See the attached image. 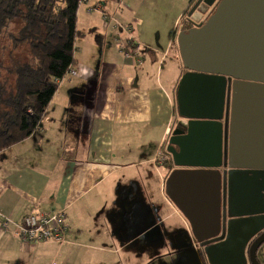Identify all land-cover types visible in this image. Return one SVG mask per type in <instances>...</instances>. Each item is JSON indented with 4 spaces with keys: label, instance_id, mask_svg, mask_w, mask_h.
<instances>
[{
    "label": "crops",
    "instance_id": "1",
    "mask_svg": "<svg viewBox=\"0 0 264 264\" xmlns=\"http://www.w3.org/2000/svg\"><path fill=\"white\" fill-rule=\"evenodd\" d=\"M196 1L80 5L73 67L79 74L61 82L32 136L0 152V213L18 223L65 211L69 231L63 244L30 246L13 224L0 227V264H151L185 254L201 264L204 248L166 192L180 168L165 152L179 127L176 83L186 72L177 39ZM238 17L230 13L229 23ZM233 47L227 50L240 51ZM167 61L176 66L175 81L164 75ZM242 96L233 162L264 165V126H252V94ZM208 143L206 135L203 155ZM198 161L192 160L211 163ZM194 177L180 175L183 196ZM235 185V200L251 199L249 187L240 194Z\"/></svg>",
    "mask_w": 264,
    "mask_h": 264
},
{
    "label": "water",
    "instance_id": "2",
    "mask_svg": "<svg viewBox=\"0 0 264 264\" xmlns=\"http://www.w3.org/2000/svg\"><path fill=\"white\" fill-rule=\"evenodd\" d=\"M230 13L239 14L234 22L241 25L233 42L221 28ZM187 22L190 26L177 39L186 71L176 90L180 122L166 149L180 169L168 177L166 192L210 264H261L257 253L264 245V165L233 162V145L243 94H252V126H264V0H197ZM250 32L256 36L247 40ZM228 43L240 51H228ZM206 135L209 148L203 155ZM205 159L211 163L192 162ZM182 174L196 177L186 187L188 197L179 190ZM235 184L241 186L240 194L249 187L251 199L235 200ZM238 208L247 212L235 213Z\"/></svg>",
    "mask_w": 264,
    "mask_h": 264
},
{
    "label": "trees",
    "instance_id": "3",
    "mask_svg": "<svg viewBox=\"0 0 264 264\" xmlns=\"http://www.w3.org/2000/svg\"><path fill=\"white\" fill-rule=\"evenodd\" d=\"M79 2L0 0V152L39 129L59 85L77 66ZM23 49L30 54L25 59Z\"/></svg>",
    "mask_w": 264,
    "mask_h": 264
},
{
    "label": "built area",
    "instance_id": "4",
    "mask_svg": "<svg viewBox=\"0 0 264 264\" xmlns=\"http://www.w3.org/2000/svg\"><path fill=\"white\" fill-rule=\"evenodd\" d=\"M85 3L86 0H80L79 2L80 5ZM92 10L90 9V11ZM126 30L131 33L132 28L127 27ZM79 71L78 69L71 68L67 76H77ZM11 224L15 226L16 236L21 243L30 246L46 242L63 244L69 231L65 211H60L56 214H30L18 223H13L9 217L0 213V227L6 230Z\"/></svg>",
    "mask_w": 264,
    "mask_h": 264
},
{
    "label": "rangeland",
    "instance_id": "5",
    "mask_svg": "<svg viewBox=\"0 0 264 264\" xmlns=\"http://www.w3.org/2000/svg\"><path fill=\"white\" fill-rule=\"evenodd\" d=\"M185 28H188V25H186ZM4 44H6V42ZM25 50L26 49H23V58L24 59L30 56L29 52L25 51ZM182 66H183V64H182ZM165 69H166V71L164 72V75H166L167 71H168V76L173 78V80L175 81V79H176L175 75L177 73L175 64H172V62L167 61V65H166ZM182 76H181V78H182ZM181 78L179 79L178 84L176 83L177 87L179 85ZM178 119L180 120L179 117H178ZM257 259L261 264H264V245L259 249V251L257 253ZM199 260H200L201 264H210L208 259H207L206 254H205V251L204 252L202 251L201 255L199 256ZM55 262L57 263V261H55ZM57 264H59V263H57ZM151 264H198V260H196V258L192 257L190 254L189 255L185 254L183 259H181L180 261L176 258L175 259H173V258H162V259L152 261Z\"/></svg>",
    "mask_w": 264,
    "mask_h": 264
},
{
    "label": "flooded vegetation",
    "instance_id": "6",
    "mask_svg": "<svg viewBox=\"0 0 264 264\" xmlns=\"http://www.w3.org/2000/svg\"><path fill=\"white\" fill-rule=\"evenodd\" d=\"M213 13L214 12H211V14H210V16H212L213 15ZM208 18V17H207ZM229 23V21H226V23H222V25H221V28L224 30H227L230 34H229V36H228V38H229V40H232V42L235 40V36L237 35L236 34V30H239V29H241V25H237L234 21H230V23ZM188 26H190L189 24H188ZM243 34V33H242ZM250 36H244L247 40L250 38V40H252V36H253V34H252V32H250ZM233 37H234V39H233ZM227 38V39H228ZM230 44H231V42H230ZM228 46H229V43H228ZM247 48H252V47H247ZM227 49H234V47L232 46V47H230L229 46V48H227Z\"/></svg>",
    "mask_w": 264,
    "mask_h": 264
}]
</instances>
